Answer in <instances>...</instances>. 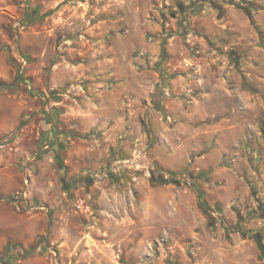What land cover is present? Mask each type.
I'll return each mask as SVG.
<instances>
[{
    "label": "rangeland",
    "instance_id": "rangeland-1",
    "mask_svg": "<svg viewBox=\"0 0 264 264\" xmlns=\"http://www.w3.org/2000/svg\"><path fill=\"white\" fill-rule=\"evenodd\" d=\"M220 56L248 104L206 141L212 183L164 148L155 166L175 179L84 175L140 137L128 73L201 91ZM252 125L264 163V0H0V264H264V170L215 167Z\"/></svg>",
    "mask_w": 264,
    "mask_h": 264
},
{
    "label": "crops",
    "instance_id": "crops-1",
    "mask_svg": "<svg viewBox=\"0 0 264 264\" xmlns=\"http://www.w3.org/2000/svg\"><path fill=\"white\" fill-rule=\"evenodd\" d=\"M221 33L226 32L222 30ZM220 59L222 61L217 60L215 66H210L206 71V83L201 91H197L195 86L191 89L187 80L181 76V73L173 75V73L168 74L166 70L161 74L163 76H160V78H163H161V83L159 84L156 83L158 76L156 72H149L148 79H144L141 82L132 77L133 73H128L130 77L127 79V88L126 85H123L121 87L122 91H120L121 93L126 91L132 97L126 123H128V127L139 133L143 143L147 146L149 161L157 165L158 155L153 156V152L160 154V149L162 148L168 151L176 149L182 152L187 157V161H190V157L193 155L197 159V165H195L194 169L205 173L203 181H207V184L212 183L210 170H214V168L210 169L211 166L202 165L199 161L209 158L212 152V148H207L206 141H208L209 145L210 134L215 131L216 123L220 122L216 121L217 117H225V119L229 117L230 120L232 117L229 114L234 111L232 110V105L243 103V105L247 106L248 104L246 92L240 89L236 91L240 98L233 100V91L226 84V81L236 72L229 68V63L228 61L226 62L225 57L220 56ZM181 78H184V80ZM191 81L192 83L195 82ZM152 98L154 99L153 102ZM145 101L150 106H146ZM133 108L136 109L133 110ZM139 115L146 118L145 121H141L146 122L144 126L146 124L147 130L143 129V132L140 126L136 125L138 124ZM125 118L126 114L124 118L120 117V119L118 118L115 121L122 122ZM241 140L239 151L230 152L225 147L221 148L218 152L217 160L219 166H215L217 168L216 171L225 169L221 167L220 163L223 156L229 155L232 156V166L241 169L246 176L254 172L256 175L258 170H264V163L261 161V149H258V143L262 142V138L259 137L258 125L249 127V131H246ZM187 141L189 144L186 143ZM129 147V145L118 147L116 154L126 153ZM189 171L192 172V170ZM198 181L200 182V179Z\"/></svg>",
    "mask_w": 264,
    "mask_h": 264
},
{
    "label": "built area",
    "instance_id": "built-area-1",
    "mask_svg": "<svg viewBox=\"0 0 264 264\" xmlns=\"http://www.w3.org/2000/svg\"><path fill=\"white\" fill-rule=\"evenodd\" d=\"M90 179L124 180L128 178L130 182H136L139 178H160L163 180L175 179L170 173L158 169L149 161L147 156V146L140 137H134L128 151L124 154H116L106 164L95 172L85 173ZM28 204V195L23 191L16 196ZM30 210L44 209L40 204H28Z\"/></svg>",
    "mask_w": 264,
    "mask_h": 264
}]
</instances>
